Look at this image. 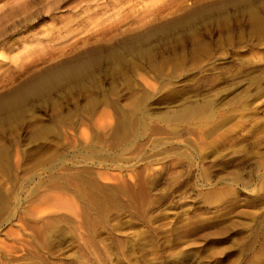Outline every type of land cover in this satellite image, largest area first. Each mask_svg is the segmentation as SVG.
Returning a JSON list of instances; mask_svg holds the SVG:
<instances>
[{
    "label": "rangeland",
    "instance_id": "obj_1",
    "mask_svg": "<svg viewBox=\"0 0 264 264\" xmlns=\"http://www.w3.org/2000/svg\"><path fill=\"white\" fill-rule=\"evenodd\" d=\"M0 264H264V0H0Z\"/></svg>",
    "mask_w": 264,
    "mask_h": 264
},
{
    "label": "bare ground",
    "instance_id": "obj_2",
    "mask_svg": "<svg viewBox=\"0 0 264 264\" xmlns=\"http://www.w3.org/2000/svg\"><path fill=\"white\" fill-rule=\"evenodd\" d=\"M156 14V13H155ZM153 15V14H152ZM72 47V46H71ZM86 63V62H85ZM78 65H80V64H78ZM77 66V65H76ZM70 68V67H69ZM73 69V68H72ZM72 69H63V74H61V75H63V77H66V76H68L69 75V73H71V72H68V73H64V72H67V70H70V71H74V69L72 70ZM135 69V68H134ZM54 70V69H53ZM78 72V71H77ZM61 73V72H60ZM46 76V75H45ZM70 76V75H69ZM52 77V76H51ZM58 77V76H57ZM122 79V78H121ZM40 80V79H39ZM30 84V83H29ZM34 84H31L30 86H29V88L31 89V88H33L34 86H33ZM5 92V91H4ZM19 97V96H18ZM4 98V97H3ZM4 102V101H3ZM6 105V107H9L10 105H13V104H10V103H7V104H5ZM100 110V109H99ZM98 114V113H97ZM101 114V113H100ZM104 114V113H103ZM103 114H101V115H103ZM98 116V115H97ZM106 116H108V115H106ZM105 117V116H104ZM93 118V117H92ZM101 118V117H100ZM108 119V118H107ZM106 119V120H107ZM100 121V120H99ZM101 122V121H100ZM63 133V132H62ZM86 162V161H85ZM80 178V177H79ZM82 179V178H81ZM80 181V180H79ZM79 183V182H78ZM82 192V191H81ZM85 195V194H84ZM86 207V206H85ZM5 208V207H4ZM71 208V207H70ZM70 208H68V210L70 209ZM75 208V207H74ZM74 210V209H73ZM72 209L70 210V213H73V212H71V211H73ZM76 210V209H75ZM75 210H74V212H75ZM78 212V211H77ZM84 214L86 215V212H84ZM83 214V215H84ZM73 216L74 217H76L77 216V213H73ZM82 216V215H81ZM20 237V236H19ZM10 246V245H9ZM48 260V259H47Z\"/></svg>",
    "mask_w": 264,
    "mask_h": 264
}]
</instances>
